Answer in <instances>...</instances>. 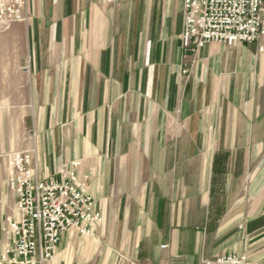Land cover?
<instances>
[{"label": "crops", "instance_id": "obj_1", "mask_svg": "<svg viewBox=\"0 0 264 264\" xmlns=\"http://www.w3.org/2000/svg\"><path fill=\"white\" fill-rule=\"evenodd\" d=\"M183 2L26 0L0 32V154L79 161L102 215L45 264H264V52L211 41L183 75Z\"/></svg>", "mask_w": 264, "mask_h": 264}, {"label": "built area", "instance_id": "obj_2", "mask_svg": "<svg viewBox=\"0 0 264 264\" xmlns=\"http://www.w3.org/2000/svg\"><path fill=\"white\" fill-rule=\"evenodd\" d=\"M26 0H0V31L23 21ZM181 73L188 75L203 47L256 44L264 52V0H184L180 34ZM79 161L62 164L54 176L35 178L30 150L7 156L6 184L15 195L18 218H7L1 232L6 237L0 262L45 264L56 252L61 235L77 230L91 235V225L101 213L77 174ZM200 264H258L246 254H226Z\"/></svg>", "mask_w": 264, "mask_h": 264}, {"label": "rangeland", "instance_id": "obj_3", "mask_svg": "<svg viewBox=\"0 0 264 264\" xmlns=\"http://www.w3.org/2000/svg\"><path fill=\"white\" fill-rule=\"evenodd\" d=\"M26 7V6H25ZM24 14H25V11H24ZM24 19H25V15H24ZM23 19V20H24ZM20 22V21H19ZM15 23H17V22H15ZM14 24V23H13ZM10 28V27H9ZM8 28V29H9ZM8 29L7 30H5V31H8ZM0 32H3V31H0ZM25 138L27 139V140H29V139H31V141H33V139L35 138V131L33 130V129H30L29 131H25ZM30 151H31V154H32V158H33V165H34V157H33V154H34V150L33 149H29ZM13 152H16V151H13L12 150V152H10V151H7V152H4V153H1L0 154V164H2V168L0 169V179H2V180H6V174H7V171H8V169H7V156H9L11 153H13ZM3 163H6V169L4 170V166H3ZM6 184V183H5ZM8 187V186H7ZM9 189V188H8ZM10 191V190H9ZM8 201H5V207L3 208L4 209V212L2 213H0V235H1V237H0V243H1V247H0V253L2 252V250H3V246H4V244L6 245V243H7V240H6V237L3 235V233L1 232V229H2V227L4 226V223H5V221L7 220V218H18V211H17V208H16V202H15V206H14V214H15V216H12V215H10V209H9V207H8ZM1 206V205H0ZM99 252H101V251H99ZM98 256H100V254H98ZM97 256V258H95L94 260H96V261H99V258L101 259V257H98ZM55 257V254L53 255V257H52V259L50 260V261H52L53 260V258ZM202 259V258H201ZM97 264V263H96ZM200 264V263H199Z\"/></svg>", "mask_w": 264, "mask_h": 264}]
</instances>
